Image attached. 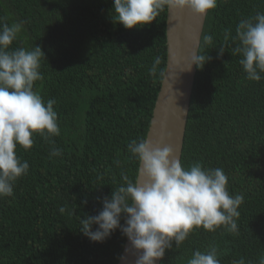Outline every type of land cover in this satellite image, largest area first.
Listing matches in <instances>:
<instances>
[{"label":"trees","instance_id":"1","mask_svg":"<svg viewBox=\"0 0 264 264\" xmlns=\"http://www.w3.org/2000/svg\"><path fill=\"white\" fill-rule=\"evenodd\" d=\"M257 12L264 13V0H217L208 12L202 38L211 35L213 43L201 38L199 52L211 59L196 66L181 158L184 167L222 168L229 193L244 194L238 234L194 229L161 264H187L211 246L220 264L241 257L259 264L264 256V73L259 82L246 78L231 39L238 22ZM166 19L167 10L126 29L116 23L113 0H0V21L23 25L10 50L38 45L45 54L34 91L56 101L61 134L53 140L63 152L50 156L52 143L39 134L29 150L17 147L29 171L13 196L0 198V264H118L121 230L93 242L80 219L102 211L123 183L121 172L137 179L140 165L127 145L147 137L167 64ZM156 57L161 64L150 75Z\"/></svg>","mask_w":264,"mask_h":264},{"label":"clouds","instance_id":"2","mask_svg":"<svg viewBox=\"0 0 264 264\" xmlns=\"http://www.w3.org/2000/svg\"><path fill=\"white\" fill-rule=\"evenodd\" d=\"M216 6L217 0H113L116 23L126 29L149 25L165 10L189 9L203 17ZM22 27L20 22L9 25L0 21V198L13 196L17 180L27 175L29 163L18 157L16 149L20 146L29 150L34 134L52 143L50 156L63 154L53 140L61 134L58 114L53 107L56 101L49 99L45 103L34 91L35 82L43 79L40 67L45 54L42 48L36 45L31 50L24 47L10 50ZM229 35H225L226 41ZM202 39L206 46L213 43L211 35H204ZM231 39L238 42L232 55L241 57L239 64L246 78L261 81L264 13L241 19ZM224 52L221 46L218 58ZM210 59L196 49L188 68L192 65L203 68ZM160 64L161 58L156 57L149 74L155 75ZM127 149L139 162L137 176L142 175L145 180H133L121 172L123 183L110 197L104 198L102 211L80 219V231L91 241L103 242L120 229L132 249L139 253L135 264H156L173 244L179 247L194 229L202 227L215 232L223 228L228 233L238 234V209L244 202V194L229 193L228 177L222 168H205L199 162L184 167L171 147H160L149 139L132 140ZM114 163L120 166V161ZM64 211L60 208V212ZM187 264H220L218 249L211 246L203 252L195 250ZM232 264H246V261L241 257ZM259 264H264V256Z\"/></svg>","mask_w":264,"mask_h":264},{"label":"water","instance_id":"3","mask_svg":"<svg viewBox=\"0 0 264 264\" xmlns=\"http://www.w3.org/2000/svg\"><path fill=\"white\" fill-rule=\"evenodd\" d=\"M207 14L200 17L189 9L167 10V64L146 139L160 147H171L180 160L197 72L195 65L191 69L188 65L200 48ZM137 179L144 182L145 177L138 175ZM138 254L126 238L120 256L126 259H119L118 264H135Z\"/></svg>","mask_w":264,"mask_h":264}]
</instances>
